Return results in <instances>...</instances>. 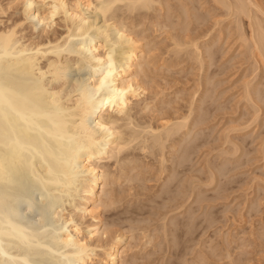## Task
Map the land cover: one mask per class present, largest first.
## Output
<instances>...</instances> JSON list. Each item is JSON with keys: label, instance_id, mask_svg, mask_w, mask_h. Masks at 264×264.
<instances>
[{"label": "bare ground", "instance_id": "6f19581e", "mask_svg": "<svg viewBox=\"0 0 264 264\" xmlns=\"http://www.w3.org/2000/svg\"><path fill=\"white\" fill-rule=\"evenodd\" d=\"M35 1L37 2V0H21L22 16L12 21L10 24L7 23V25H4V21L0 19V264H94V261L97 259L102 261L103 264H121L123 256L120 250V244L124 240V232L113 234V237H110V239L112 238L111 241L106 240L107 229H103L102 232H99L103 224L101 210H99V208H108V206H111L113 203L116 204L115 201L118 200H115L116 198L113 196L114 193L109 194L110 192L108 193L106 190L110 177L109 174H111L108 173V169H106V162L113 160L116 165H120L119 167L123 164L121 170L124 171V167L128 166L126 164H130L132 161H134L133 163L136 162V159H133V157L132 159H128L126 156L127 154L125 155L124 152L131 146L132 149H134L135 145H137L139 150L150 153V156L152 154V157L156 158L157 162L155 163H157V171L155 172L159 175V179L164 171L166 172L167 169H170V174L168 173L169 175L166 177L168 182L166 180L165 185L168 183L166 187H168L169 184L170 186H175L178 183L176 182L177 184H173V180L171 181L172 177L174 178V174H176L174 172L180 166H184V162L187 163V161L190 160L188 159L191 156L189 155L191 154L190 151L193 147H197L196 144L198 139L196 135L194 137L197 140L192 138L188 143L187 140L189 139L184 140V137L181 136V134H185H183V132L181 133V131L190 125L188 119L191 117L190 113L195 108L191 109L194 101L192 103L189 101V104L192 105L190 110L188 108V115L179 116L178 114L176 117L175 114H173V117H176L174 121L172 120L173 117L170 120L160 119L162 122L159 125L157 124L158 126L155 125L156 127L152 126V124H150L151 122H149V124H141L140 127V124H138L139 122H137L138 120H134L136 121V124H134V117L132 113H130L133 103L139 105L138 102L148 89L145 86L147 80L144 84L141 79L147 78L144 76V73H146L147 69L150 70L153 65L150 63L151 66L148 68L150 62V48H146L147 43H143V40L140 42L141 39L138 38V33L134 32L133 29H129L130 27L128 28L126 24L124 25V21H122L123 23L121 21L118 22L117 20L119 18L116 19V16L118 11L128 12V14L133 11L140 12L141 10L148 12L154 9L153 5H155V2L156 4L159 3L162 5L163 1L160 3L161 0H40L42 2H40V5H43L45 7L44 9L42 6L35 7ZM205 1L203 3H205ZM212 1L214 5L216 4V6H219L225 11V18L230 17L235 21L234 23L236 24V31L238 30L237 34L239 37L237 40L240 39L243 43L242 45H245L244 47L250 53H247L249 54L247 56L251 55L250 58L256 63V69L259 68V71L262 69L261 71L264 73V9H262L261 5L255 0ZM8 2L7 7L3 6L0 2V17L7 12L6 9H9L14 4V0ZM197 7L199 8V6ZM167 8L169 9L168 6ZM193 8H195V6ZM86 11L95 12V15L100 18L102 24L97 27L92 21L90 22L85 14ZM183 11L182 9V12ZM153 12L155 13L154 10ZM167 14L166 16L163 15L166 17L165 19H167ZM185 15L183 14V17ZM198 17L195 14L194 18L197 20V23L200 18H203ZM244 17L247 19V31L242 27L243 25L241 23ZM158 18H160L159 15ZM187 18L190 20L191 17L188 15ZM36 20V23H41L43 25V28L41 27L42 29L40 28L39 30V32L41 31V34H38V36L40 35L39 38L36 36L37 40L36 37H27L25 33L26 23H29L32 28H34ZM57 20L61 23L59 24L63 28V32L59 35H56V30L53 32ZM215 20L213 24L216 25L222 21L215 22ZM141 22L143 23V21ZM160 22L158 21L157 23ZM173 22L172 24H174ZM186 22L187 21L181 23L184 24ZM181 23H179V25H181ZM170 24L168 26H170ZM199 24V26L203 25L201 21ZM154 25L162 28L160 24ZM161 25H163L164 28L167 26V23L162 22ZM196 25L197 24H195V26ZM193 26L190 29H188L189 27L187 28V26L184 28V33H182L184 35L183 38L172 36L170 39L172 45L177 48V50H175L177 53L181 50L179 54L184 52L186 56L194 57L195 61L198 60L197 63H199L198 66H200L201 69L203 65L200 64H202L205 57L208 61H212L214 54V48L212 50V47L216 42L214 44L211 42L213 45L211 43L207 46L205 45L206 56H203V51L199 45V39L202 41L201 37L204 38L206 35L208 38L209 31L208 34L205 32L204 35H201L198 32V28L201 27L196 26L194 28ZM132 28H134V25ZM134 29L136 30V28ZM202 30L203 29L200 31ZM109 31L115 32L114 34L116 35L113 37H117L112 40ZM117 43L124 44L118 54L115 53L113 49ZM201 70L199 72H201ZM253 72L255 73V71ZM142 75L143 77L141 78ZM145 75H147V73ZM213 75L214 74L211 76ZM204 76L206 75L204 74ZM247 83L251 84L252 82L250 83L249 81L246 82V84ZM202 84L203 83L200 85ZM248 84L245 85L244 94L246 95L245 98L248 97V101L251 100L252 102L253 93L259 88L252 92ZM205 88L207 87L205 86ZM205 91L204 93H206ZM255 96L258 97V95ZM210 99L213 100L212 98ZM256 100L258 101L259 99ZM197 103H199V101ZM141 105H143L139 107L141 110L148 108L146 102L144 104L141 103ZM202 106L205 105L203 104ZM254 106L259 109L257 104H254ZM197 108L199 109V107ZM161 111L162 110H160V112ZM199 111L201 112V110ZM255 112L256 114L254 116L251 115L254 117V121L257 120L255 117L259 116V114H257L258 112ZM206 114L208 113L206 112ZM157 115L160 117L161 114L157 113ZM205 115L202 118H205ZM198 119L197 123L200 125L203 120L200 118ZM191 120L194 121V119ZM250 122H248L247 125H249ZM190 123H192V127H194L195 124L193 122ZM189 127H191V125ZM178 134L180 139H176L178 136L175 137ZM184 136H187V134ZM226 138L225 141L228 142L229 138ZM193 139L196 142L193 141ZM167 141H172V144L171 142L169 143L171 144L169 145L171 146L169 147L170 151H172L171 148H173L172 154H177L178 151L176 157H171V160H169L171 161V166L166 165V162H168L170 158V155H167L169 152H165V148L168 147ZM181 141H184L183 144ZM191 141L192 145L194 144L193 147L190 145ZM231 142L235 150L240 148L237 144L234 145L235 142H233V140ZM262 144L264 156V142ZM175 146L177 147L174 148ZM174 149L176 153H173L175 152ZM233 154L235 155L234 152H232V155ZM166 155L169 158L166 157ZM153 160L155 161V159ZM191 163L192 162H190V164ZM145 167L146 166L139 165V163L128 169L125 167L127 174L125 173L126 178L124 179H126L127 182L135 179L138 180V174H140V172L142 173V171L145 172ZM211 167L207 169L211 170L214 168ZM136 168H140L139 172L130 176L128 173ZM142 168H144V170ZM179 169H177V171ZM217 169L215 168V170ZM209 170L208 172H210ZM221 170L219 168V171ZM211 171H213V169ZM219 171L217 174H220ZM222 173L223 171H221V174ZM158 175L156 176L158 177ZM178 175L179 172H177V177ZM216 176L217 175H215V178ZM145 178L146 177H144V179ZM209 178L210 181L207 182L208 186H210V182L215 180L211 172ZM217 178L220 177L217 176ZM193 179L191 181H193ZM118 180L120 179L118 178ZM140 180H142V178ZM163 182H161V188L164 184ZM173 182L175 183V181ZM192 183L194 182H191V184ZM188 184L187 182V186H189ZM205 185L203 187H205ZM170 186L168 188H170ZM179 186L180 185H177L175 188ZM194 186L195 185L191 188V191H193ZM76 188H78L79 192L83 193L82 196L78 201L71 203L68 210L67 207L62 208L61 206L65 201L69 200V197L73 198V191ZM168 188L166 191L164 189V192L169 191ZM175 188H173L175 190L173 192L177 191ZM179 188H182V186ZM188 189L190 190L189 187L185 190ZM170 190L169 192H172V187ZM160 191L161 190H159V192ZM177 192H180V190ZM189 192L188 194H194L193 192ZM181 194L184 195V193ZM166 196L167 195L164 197ZM173 197L175 196L173 195ZM173 197L170 196V198ZM190 198L191 196H187L186 199H183L187 200ZM193 198L196 197L193 196ZM172 200H174V198ZM186 202L184 201L182 203L185 205ZM180 205L184 206L183 204ZM189 207L191 209V206ZM173 208L176 209L177 207L174 205ZM192 215L191 213V216ZM86 216H88L91 221L84 224L82 219ZM166 218H164V220ZM208 218L207 220H209ZM187 219L188 217L186 221ZM215 219L216 217L214 219L212 218V222ZM191 221L192 220H190V222ZM165 223L162 225L163 227L167 226ZM173 225L175 226V223ZM176 225H179L178 222ZM180 226H184V224L181 225L180 223ZM180 226H175V228H173L176 229V227ZM180 228L182 229V227ZM171 231L173 230L171 229ZM173 233L176 232L174 231ZM164 234L166 235V232H164ZM101 236H104V239H100ZM230 243L228 242L227 244L229 245ZM228 245H226V247ZM228 250H226V252L229 257L231 256L229 255L231 252L229 253L230 250ZM98 251L101 252L103 257L99 256L100 252L98 253ZM259 263L264 264V261Z\"/></svg>", "mask_w": 264, "mask_h": 264}, {"label": "rangeland", "instance_id": "374dc122", "mask_svg": "<svg viewBox=\"0 0 264 264\" xmlns=\"http://www.w3.org/2000/svg\"><path fill=\"white\" fill-rule=\"evenodd\" d=\"M8 1L10 0H0L2 5L5 7H7V4L9 3ZM204 1L205 0H194V1L191 0V2L190 0H161L160 3H162V5H160L159 3L156 4L155 2V5H153L154 9H151L152 11L151 10H149L148 12L144 10H141L140 12L133 11L130 14H128V12L126 13V12L118 11L116 16V19L119 18L117 20L118 22L124 21V25L126 24L128 28L130 27L129 29L131 30L133 29L134 32L138 33V38L141 39L140 42L143 40L142 41L143 43H147L146 48L148 49L150 48L149 49L150 62L148 68H150V66L153 65V67L151 66L150 70L147 69L146 71L147 75H145L146 73H144V76H146L147 78L143 79L142 78L143 75L141 76L142 78L141 81L143 80L144 84L147 80L145 86L148 89L145 91L146 93H144V95L141 97V100L138 102L139 105L133 103L131 107L132 109L130 113H132L134 117L133 119V122H135L134 124H136V121L138 120L137 122H139L138 124H140L139 125L140 127L141 124L142 125H144V123L149 124V122H151L150 124H152V126L156 127L155 125L157 124L159 125L162 122L161 121L162 119L170 120L174 116L173 114H175V116L176 115L178 116V114L179 116L188 115L189 114L188 108L190 110V107L193 104L192 105L193 107H191V109L195 107L194 108L195 110L194 109H193L194 111L192 110V112L194 113L192 112L190 113L191 117H189L188 123L191 125V127H192V123L190 122H193L195 125L193 124L194 127H192V129L191 127H189L190 125H188V127L184 128L183 131H181V133L183 132V134L185 133L184 135L187 134V136H184L181 133L180 134L182 137H184V140L189 139L187 140V143L190 142L192 138L198 139V140L196 139L198 144V145L196 144L197 146V147L195 146L196 148L193 147L194 144L192 145V141L190 143L191 147L193 148L192 150L190 149L191 154L189 155L191 156L188 159L190 160L192 159V160L191 161L188 160L187 163L184 162V166L183 165L180 166L179 167L180 169L177 168L181 172L179 170L177 171L176 169V171L179 172V175L177 177V172L175 171L174 173L176 174H174V178L172 177L171 179V181L172 180L175 181V183L172 181L173 184L178 183L177 185L182 186V188H179L180 186L178 188H175V186L177 185L170 186V184H169L170 188H168L169 186L166 187L168 184L166 183L165 185L166 180L168 182V179L166 177L167 175L170 174L169 173L170 169L169 170L167 169L166 172L164 171L165 173L163 172L159 179V175L155 172L157 171L156 170L157 163H155L157 162L156 158L155 157L153 158L152 154L150 156V153L147 152L145 153L139 150L137 145H135L134 149H132L131 146L126 152H124V154L125 155L127 154L126 156L128 157V159H132L133 157V159H136L137 162V163L136 162L133 163L134 161H132L131 162L132 164L131 163L126 164L129 166V167L125 166L126 168L127 167L130 168L133 165L135 166L138 163L139 165L146 166L145 167L146 170L142 168L145 172L141 170L142 173L140 172V174H138L139 175L137 176L138 180L135 179L127 182V180L124 179L126 178L125 176L127 174L126 173L127 170H125L126 169L125 167H124V171L121 170L123 164L121 167H119L120 165L117 164L118 165L117 166L113 162V160L106 162L107 163L106 169H108V173H111L109 174L110 177L108 179V185L106 186V190L108 193L110 192L109 194L114 193L113 196H115L114 197L116 198L115 200L117 199L118 200L115 201L116 204L114 203H113L114 205L112 204L113 206L112 205L108 206V208L105 209L103 208L100 209L101 207L99 208V210H101V216L103 220L102 221L103 224L100 227L99 232H102L103 229H107L106 240L108 241L112 240V238L110 239V237H113V234H116L118 232H122V233L124 232L123 233L125 234L124 240L120 244V250L122 251V256H123L121 264H261L259 262L264 261L263 260L264 259V159H263L264 156H263V144H262L264 142V126H263L264 125V102H263L264 73L263 71H261L262 69L260 70L261 72L259 71V68L256 69L257 68L256 63L253 61L252 58H250L251 55L247 56L250 53L244 47L245 45L244 46L242 45L243 43L240 39L237 40L239 37L237 34L238 30L236 31V26H235L236 24L234 23L235 21L230 17L225 18L224 16L225 11L219 6H216V4L214 5V2L212 0H207L205 1V3H203ZM255 1H257L259 5H261L262 9H264V0H255ZM40 2H41L40 0L39 1L37 0L36 2L37 6L35 5V7L42 6L44 9L45 7L43 5H40ZM21 3H22L21 0H14V4L9 9H6L7 12L4 15H1L2 17H0V19L4 21L3 22L5 23L4 25H7V23L10 24L12 21L22 16ZM167 6L169 7V9L167 8ZM194 6L195 8H193ZM197 6H199V8ZM182 9L184 11L186 9V11L185 12L183 11L184 12L183 13ZM153 10L155 11V13L153 12ZM85 14L88 20L90 22L92 21V23H94L95 26L98 27L102 24V21L97 15H95L96 14L95 12L86 11ZM166 14H167V19H165L166 17H164L166 16ZM183 14L184 15L186 14L184 16L185 18H187V16L189 15V17L192 18V21L191 18L190 20L189 18L185 19L183 17ZM195 14L197 17L199 15L198 18L203 17L199 19L198 23L197 20L194 18ZM158 15L160 18H158ZM139 20L143 21V23ZM188 20L191 22H189ZM202 20H204L205 22ZM214 20L215 22L221 20L222 21L219 24L217 23V25H219L217 26L216 24H213ZM246 20L247 19L244 17L241 23L243 25L242 27L247 31L248 28H247ZM158 21L160 23H157ZM184 21L187 22L182 24ZM200 21L206 27L203 25H202L203 27L199 26ZM36 22L37 20L35 21V25H34V28L36 29L32 28V26L29 23H26L25 33L27 37L30 36V38L32 37L35 38L37 36L39 38L40 35L38 36V34H41V31L39 32V30L41 27L43 28V25L41 23L38 24ZM162 22H166L167 26L165 25L166 27L163 28V25H161ZM172 22L174 24H172ZM59 23L60 22L57 20L56 26L53 30V32H55L56 30L55 32L56 35H59L63 32V28L60 25L61 23L60 24ZM179 23H181L182 26L179 25ZM154 24L157 25L160 24L162 28L159 26L157 27ZM169 24L171 27L168 26ZM195 24H197L196 26L201 27L198 28V32L201 35H204L205 32H207L208 34V31L210 34V35L208 34V38L206 37L207 35L204 36V38L201 37L202 41L199 39L200 41L199 45L201 50L203 51V56H206L205 45L207 46L211 42L213 44L216 42L214 45L211 43L213 45L212 50L214 48L212 61L211 62L208 61V59H206L205 57L204 60L202 61V64H200L203 65V67H201L202 70L200 69V66H198L199 64L197 63L198 60L195 61L194 57L190 56L192 58L191 59L189 56H186L184 52H181L179 54L181 50L180 51L178 50L179 52L177 53L175 51L177 50V48L172 45V41L170 39L172 38V36L176 38H183L184 35L182 33H184L183 32L184 28L186 26L187 28L189 27L188 29L192 28V26L195 28L196 27ZM133 25L134 28H136V30L132 28ZM201 29L203 30L200 31ZM209 29L211 30L212 33L210 32ZM114 33L115 32L113 31H109L110 38L112 40L117 37V36L115 38L113 37L116 35ZM141 33L142 35L143 34L144 35L142 36ZM121 44L117 43L114 46L113 49L115 53L117 54L120 53L121 48H123L124 46V44L123 45ZM200 70L201 72H199ZM253 71H255V73ZM204 74L206 76H204ZM212 74L214 75L211 76ZM208 80L209 82L207 83ZM249 81L250 83L251 82L252 83L251 84L247 83V84L248 86H250V90L252 92L255 91V89L259 88L256 91L258 93L254 92L256 94L253 93L252 96L253 98L252 102L255 101L253 103L255 105L257 104L259 109L255 108L251 100L248 101V97L245 98L246 97V95L244 94L246 87L245 85H247L246 82ZM201 83L203 84L200 85ZM205 86L207 88H205ZM208 88L211 90H209ZM206 89L208 90L205 91ZM204 91L207 94L204 93ZM255 95H258V97H256ZM210 98H212L213 100H211ZM256 99H259L258 100L259 103ZM144 101L148 104V108H147L148 111L147 109H145L146 110L145 111L139 108L143 106L141 105V103L144 104L145 103ZM189 101H191V103L193 101L194 102L190 105ZM196 101L197 102L199 101V103H197ZM201 104L202 105L204 104L205 106H202ZM197 107H199V109ZM134 108L136 112L134 111ZM160 110L162 111L160 112ZM199 110H201V112ZM138 111L140 112V115ZM253 111L254 112L257 111L258 112L257 114H259L260 116V117L259 116L255 117V119H257L255 120L256 122L253 119L254 118L253 116L256 114V112L254 113ZM206 112L208 114H206ZM157 113L161 114L160 117L159 115H157ZM204 115L206 119L202 118L204 117ZM176 117H173L172 120L174 121ZM198 118L204 121L201 122L202 125L201 124L199 125V123H197V120H199ZM191 119H194V121ZM143 120H145L146 122ZM248 122H250L249 125H247ZM196 124H198L199 126ZM187 128L189 129V131ZM188 134L191 135L189 136ZM195 135L196 138L194 137ZM175 137H177L176 139H180L179 134L176 135ZM226 137L229 138L228 139L229 141L227 140L228 142L225 141L227 139ZM194 139L193 141H195ZM232 140L233 142H235L234 145L237 144V146L240 148L235 150L234 146L232 147L233 145V143L231 142ZM167 142L166 143L168 144V147L165 148L166 149L165 152L167 153L169 152V154L167 153L166 154L168 156L170 155V158L166 155V157L169 158L168 162H166V165L171 166L170 165L171 161L169 160H171V157L173 158L176 157L178 151L177 154H172L173 148H171L172 151H170L169 148L171 147L169 145L172 144V141H167ZM170 142L171 144H169ZM181 142L183 144L184 141ZM176 147L177 146H175L174 148ZM232 152H234L235 155L234 154L232 155ZM173 153H176V151ZM153 159H155V161ZM227 160L230 162H228ZM146 162L147 163L149 162L150 164L149 163L147 164ZM190 162L192 163L190 164ZM210 165L214 168H212ZM209 166L213 169L214 173L213 171H211L212 169L209 170L210 169ZM117 167L120 169H118ZM218 167L220 168V170L223 169L221 170L223 171L222 174L221 171H219ZM215 168L216 169L218 168L217 170L220 172V174H217L218 171L215 170ZM139 169L140 168L133 169L128 174L131 176L136 172H139ZM208 170L211 172L212 175H214V179H215L213 180L214 183L213 181L209 183L210 186H208L207 183L208 181H210L209 180L210 172H208ZM156 175H158V177ZM215 175H217L220 178H217V176L215 178ZM144 177L146 178L144 179ZM118 178L120 180H118ZM139 178L140 179L142 178V180H140ZM192 179L193 181H191ZM161 182L164 183L162 185V188H161V184H162ZM187 182L189 183L188 184L189 186H187ZM191 182H194L192 184L195 185L194 186L195 190L193 189V191H191L192 190L191 188H193ZM204 185L205 187H203ZM171 187H172V192H169L171 191L170 190ZM188 187L190 188V190L189 189L185 190ZM167 188L169 191L164 192V189L166 191ZM173 188L177 189V191L180 190V192L184 193L185 196L180 192L177 191L173 192L175 191ZM159 190L161 191L159 192ZM189 191L193 192L195 195L190 193ZM188 192L190 194H188ZM82 194L83 193L79 192L78 188L74 189L73 198L69 197V200L65 201L61 207L62 208L67 207L68 210L69 205L73 202L78 201L79 198L82 196ZM171 194H173L175 197H173V195ZM165 195L167 196L164 197ZM170 196L173 197L174 200H172L173 198H170ZM187 196L188 197L191 196V198H193L194 196L196 198L193 199L190 198L185 200ZM182 200H184L185 202L187 201L188 203L186 202L184 205V203H182L184 201ZM180 204H183L185 208ZM174 205L175 207H177L176 209L173 208ZM189 206H191V209ZM188 207L190 210L188 209ZM191 213L193 214L192 215L193 217L191 216ZM208 214L210 215V217ZM162 216L164 218L166 217L167 218L164 220ZM187 217L189 221L188 219L186 221ZM211 217L213 219L216 217V219L214 220L215 222L213 221L214 224L211 220L212 219ZM207 218L209 220H207ZM83 219L82 222L84 224L89 223L91 221V219L88 216L84 217ZM190 220L192 221L190 222ZM177 222L179 225H176ZM164 223L168 227L167 226L163 227L162 225H164ZM174 223L175 226H180L181 223V225L184 224L185 227L180 226L182 227V229L180 227H176V229H174L175 228V226L173 225ZM209 224L212 226H210ZM162 228L167 231H164ZM177 228L179 229V233ZM171 229L173 231H171ZM163 231L166 232V235L164 234ZM174 231L176 233H173ZM100 239H104V236H101ZM172 239H174L175 241ZM226 242L227 243L231 242V243L228 245ZM226 245H228L231 249L228 246L226 247ZM224 247H226L227 249ZM226 250H228L229 253L231 252L229 254L231 256L229 257L232 258L228 257L227 255L228 253L226 252ZM99 252L100 251H98V253ZM99 256L100 257L102 256L101 252L99 253ZM94 264H103V262L97 259L94 261Z\"/></svg>", "mask_w": 264, "mask_h": 264}]
</instances>
